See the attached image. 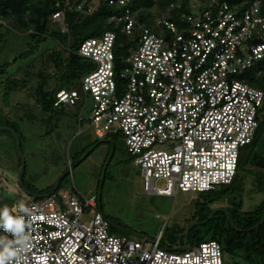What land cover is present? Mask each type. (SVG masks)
Wrapping results in <instances>:
<instances>
[{"label": "built area", "instance_id": "built-area-1", "mask_svg": "<svg viewBox=\"0 0 264 264\" xmlns=\"http://www.w3.org/2000/svg\"><path fill=\"white\" fill-rule=\"evenodd\" d=\"M104 1L123 9L113 19L124 21L123 31L134 39L130 52L115 60L110 31L85 39L77 54L90 67L77 87L56 91L53 108L74 109L78 125L88 120L98 140L119 137L146 194L176 197L231 183L264 102V92L240 76L251 71L253 80L264 78L261 1L232 7L209 0L205 8L191 4L177 23L162 14L150 24L135 15L134 0ZM52 18L62 20L63 13ZM21 201L31 209V243L13 264H225L214 240L174 250L159 238L112 233L95 195L34 198L21 190L11 208ZM87 212L92 217L84 223ZM4 236L12 238L0 228Z\"/></svg>", "mask_w": 264, "mask_h": 264}, {"label": "rangeland", "instance_id": "rangeland-1", "mask_svg": "<svg viewBox=\"0 0 264 264\" xmlns=\"http://www.w3.org/2000/svg\"><path fill=\"white\" fill-rule=\"evenodd\" d=\"M196 5L198 8L206 6L200 1ZM147 20L149 23L152 18ZM29 43L28 34L13 31L0 20V66L7 65L6 70L0 73V117L9 118L23 136L20 147L25 160L24 185L31 192L46 194L57 182V195L66 190L84 197L95 195L100 211L111 222L112 233L148 242L159 238L160 245L168 249L187 246L185 234L189 227L196 225L195 234L204 229L202 224L205 221H199L203 208L196 207L198 202L203 201L202 196L196 192H179L176 197L144 193L139 169L119 137L96 139L88 120L84 119L82 125H78L73 114L75 110L69 108L58 119L54 116L48 118L50 115L44 114L36 104L34 91L39 82L38 72L41 71L50 74L49 88L54 85L52 74L56 70L47 55L52 50H58L59 44L48 38L34 55L14 61L17 55L28 49ZM240 76L253 80L251 71ZM13 79L22 81L21 87L4 94L8 82ZM258 79L255 80L261 86L263 81ZM29 114L32 119L27 118ZM248 150L246 148L244 153ZM253 150L264 157V129ZM17 152L14 135L0 130V209L10 208L20 200L17 182L21 157ZM244 169L243 188L234 196L241 203L240 210L252 211L264 200V189L258 190L256 185V178H264V166L246 163ZM64 171L66 174L62 175ZM159 184L156 181V185ZM232 199L228 195L213 197L209 204L213 210L208 219L217 210H223L229 219ZM91 217L92 213L87 212L82 215L81 221L87 223ZM229 221L236 230L247 231ZM182 235L184 241L181 240ZM205 239L208 237L205 236ZM222 251L225 264H258L255 259L248 260L241 250Z\"/></svg>", "mask_w": 264, "mask_h": 264}, {"label": "trees", "instance_id": "trees-1", "mask_svg": "<svg viewBox=\"0 0 264 264\" xmlns=\"http://www.w3.org/2000/svg\"><path fill=\"white\" fill-rule=\"evenodd\" d=\"M197 1L203 2L206 5L205 7H208L210 3L209 0H134L133 10L137 18L142 22H146V24L152 22L147 23L148 17L153 20L154 17L162 14L177 23L180 13L188 11L191 4H196ZM220 1H225L235 7L243 4L245 0ZM260 1L262 14L264 15V0ZM171 3H174L175 7L172 11H166L167 6ZM78 5H81V7L78 8ZM58 11L63 13L62 20L52 18V15ZM122 11L123 9L109 5L104 0H0V20H3L13 31L28 34L30 38L28 49L17 55L14 61L34 55L40 44L48 38L59 44L58 50H52L47 55L56 70L52 74L54 85L49 88L48 78H50V74L41 71L38 72L39 82L34 91L36 104L44 114L50 115L48 118L54 116L58 119V117L65 114L66 108H53L56 91L62 88L77 87L76 85L79 83L82 74L90 67V62L77 54L81 43L85 39L99 37L106 31L113 32L116 36L114 45L115 60L118 62L119 59L128 55L134 39L132 36H127L123 31L124 21L113 19V16L121 15ZM6 67V64L0 66V73L4 72ZM259 79L263 81L261 86H258L257 80H250V83L253 87L255 86V88H259L264 92V78ZM20 84L22 85V81L16 79L9 81L4 94L16 91L21 87ZM69 110L74 109L69 108ZM73 114L75 115V113ZM27 118L32 119L33 117L29 114ZM257 118L259 123L256 134L250 144L241 148L237 173L231 183H225V185L214 191L199 193L203 201L198 202L196 207L203 208L199 221H205L202 224L204 229L200 234H195L193 231L196 230V225L193 226L188 233L187 241L189 245L193 246L201 241L214 240L220 243L222 250L226 252H232L236 249L241 250L246 254L248 260L255 259L260 264L259 258L264 259V200L258 204L255 210L243 211L240 210L241 203L237 202L234 196L243 188L242 173L245 174L244 165L253 163L264 166V157L253 150L260 132L264 129V102ZM0 125L14 128L20 140H22L23 136L17 131L15 124L9 118L0 117ZM246 148H249V150L244 153ZM18 164L20 166V160ZM23 175L24 171L22 178ZM256 185L258 190L264 189V178H256ZM26 188L31 191L28 186ZM223 195L233 198L232 202L234 203L231 209L228 210L229 219L226 218L223 210L215 211L212 217L208 219L210 212L213 210L209 206L213 197ZM218 214L221 215L216 217ZM229 220L232 221L235 227L249 230L238 231L232 227ZM205 236L208 239H205ZM183 238L182 235V241H184Z\"/></svg>", "mask_w": 264, "mask_h": 264}, {"label": "clouds", "instance_id": "clouds-1", "mask_svg": "<svg viewBox=\"0 0 264 264\" xmlns=\"http://www.w3.org/2000/svg\"><path fill=\"white\" fill-rule=\"evenodd\" d=\"M30 215L31 209L23 201L12 208L0 209V228L12 237H0V264H13L18 254L30 247L31 224L27 219Z\"/></svg>", "mask_w": 264, "mask_h": 264}, {"label": "water", "instance_id": "water-1", "mask_svg": "<svg viewBox=\"0 0 264 264\" xmlns=\"http://www.w3.org/2000/svg\"><path fill=\"white\" fill-rule=\"evenodd\" d=\"M0 130H7L11 134H13L14 137H15L16 147H17V151H18L17 153H19V155L21 157V165H20V168H19V171H18V181L19 182H17L19 184V186H20V189L22 191H24L25 193H27L29 196L34 197V198H41V197H44V196H48L49 194H53L56 191V189L58 188V184L59 183H57V182H56L54 188L49 193H46V194L33 193V192L29 191L26 188V186L24 185V183L22 181V174H23V171L25 169V160L22 157L23 156V153H21L22 151H21V147H20V144H21L20 138H19L18 134L16 133L15 129L12 128V127H8V126H5V125H3V126L0 125ZM65 174H66V171H64V173L62 175H65ZM59 180H58V182H59ZM212 214H213V212L211 213V216L210 217H212ZM194 225L195 224H192L189 227V229L186 231V234H185V241H186V244H187L188 247L190 245L187 243L188 242L187 241V236H188V233L190 231V228H192ZM260 264H264V259L263 258H260Z\"/></svg>", "mask_w": 264, "mask_h": 264}, {"label": "crops", "instance_id": "crops-1", "mask_svg": "<svg viewBox=\"0 0 264 264\" xmlns=\"http://www.w3.org/2000/svg\"><path fill=\"white\" fill-rule=\"evenodd\" d=\"M67 191V190H66ZM20 192H21V189L18 191V193L20 194ZM33 193H39V194H44L43 192H33ZM12 206V205H11ZM11 206H10V208H11Z\"/></svg>", "mask_w": 264, "mask_h": 264}, {"label": "flooded vegetation", "instance_id": "flooded-vegetation-1", "mask_svg": "<svg viewBox=\"0 0 264 264\" xmlns=\"http://www.w3.org/2000/svg\"><path fill=\"white\" fill-rule=\"evenodd\" d=\"M233 204V202H231ZM260 204V203H259ZM232 207V206H231ZM248 230V229H247Z\"/></svg>", "mask_w": 264, "mask_h": 264}]
</instances>
